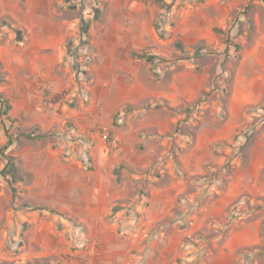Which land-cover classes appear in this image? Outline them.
Returning <instances> with one entry per match:
<instances>
[{"label":"rangeland","instance_id":"obj_1","mask_svg":"<svg viewBox=\"0 0 264 264\" xmlns=\"http://www.w3.org/2000/svg\"><path fill=\"white\" fill-rule=\"evenodd\" d=\"M0 75V264H264V0H0Z\"/></svg>","mask_w":264,"mask_h":264},{"label":"trees","instance_id":"obj_2","mask_svg":"<svg viewBox=\"0 0 264 264\" xmlns=\"http://www.w3.org/2000/svg\"><path fill=\"white\" fill-rule=\"evenodd\" d=\"M149 59H151V60H153V57L151 56ZM2 78H1V75H0V80H1ZM6 107H7V109H9L10 108V106L8 105V103L6 102Z\"/></svg>","mask_w":264,"mask_h":264}]
</instances>
